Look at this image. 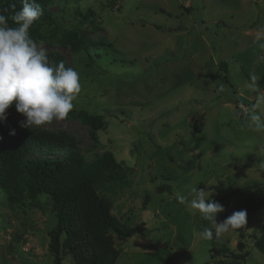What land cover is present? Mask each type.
I'll use <instances>...</instances> for the list:
<instances>
[{
	"label": "rangeland",
	"instance_id": "obj_1",
	"mask_svg": "<svg viewBox=\"0 0 264 264\" xmlns=\"http://www.w3.org/2000/svg\"><path fill=\"white\" fill-rule=\"evenodd\" d=\"M78 6L96 19L81 23ZM59 8L53 22L40 25L37 47L78 71L72 111L101 114L105 126L95 140L69 114L30 128L70 137L86 161L110 151L131 167L125 185L97 187L120 222L145 225L130 237L112 235L120 250L115 264H212L210 254L218 259L226 251L243 254L242 264H264L248 237L264 225V206L250 216L239 252L235 229L203 239V229L214 226L176 199L203 188L223 205L216 217L223 222L239 197L264 184V130H250L244 117L256 99L250 78L264 74V38L257 39L264 37V0H56L49 7ZM76 27L86 31L92 53L107 56L91 61L63 45L62 34ZM6 111V124L25 119ZM195 121L201 129L193 134ZM47 201L40 194L9 204L0 189V264H53L47 245L55 217Z\"/></svg>",
	"mask_w": 264,
	"mask_h": 264
},
{
	"label": "trees",
	"instance_id": "obj_2",
	"mask_svg": "<svg viewBox=\"0 0 264 264\" xmlns=\"http://www.w3.org/2000/svg\"><path fill=\"white\" fill-rule=\"evenodd\" d=\"M54 1L56 0H36L43 10V15L29 29V34L36 43L44 39L40 25L53 22L57 12L61 10L49 9ZM62 1L65 3L68 0ZM22 7V0H0V14L8 18L10 27L17 26L12 16ZM76 15L81 23H90L97 17L90 9L82 13L79 6ZM61 40L72 51L84 50L91 61L96 57L100 59L107 56L106 50H98V54L91 52L86 31L79 27L66 30ZM47 56L52 63L63 61L57 55ZM115 60L117 58H113ZM218 67L223 73L226 72L225 63L220 62ZM223 78L226 80L225 74ZM258 83L260 86L264 85V74ZM9 109L16 111L14 104ZM69 115L88 126V135L92 140L96 139V132L105 126L101 114L81 109L76 113L71 111ZM239 115L236 112V116ZM12 128L16 129L15 135L9 134ZM200 129L201 125L195 121L192 133H198ZM131 173V167L117 161L110 151H103L93 160L86 161L74 141L66 135L49 130L22 128L19 121L0 123V189L5 192L9 204L18 203L24 198L34 201L40 194L46 196L55 217V223L48 232L47 245L53 264H64V256H69L72 264H115L120 250L113 245L112 235L126 238L145 231L144 223L130 226L120 222L111 212L110 201L97 192V187L106 182L125 185ZM168 189L159 188L160 191H169ZM262 206L264 184L257 185L250 193L239 197L234 202L233 212L246 210L248 223L250 216ZM247 223L235 229L239 252L245 247ZM248 237L253 240L254 247L264 253V225L257 234ZM212 251L217 255L220 249ZM213 255L210 254L212 264H242L244 260L243 254L229 251L218 259H214ZM165 264L178 263L167 258Z\"/></svg>",
	"mask_w": 264,
	"mask_h": 264
},
{
	"label": "clouds",
	"instance_id": "obj_3",
	"mask_svg": "<svg viewBox=\"0 0 264 264\" xmlns=\"http://www.w3.org/2000/svg\"><path fill=\"white\" fill-rule=\"evenodd\" d=\"M23 7L15 11L12 20L17 25L10 27L8 18L0 14V123L7 119V109L14 104L18 113L25 117L20 127L40 126L54 120H64L74 108V101L81 91L80 75L63 61L52 63L46 52L38 49L29 34L30 27L40 19L43 10L36 0H22ZM264 37H257L261 39ZM253 75L247 87L256 93L255 102L244 114L250 130H264V89ZM10 135L16 134L12 128ZM212 193L193 187L187 195L178 194L177 201L189 211H198L211 225L205 227L202 237L219 238L230 229L247 223L246 210L234 211L223 222H217V213L224 211L223 205L210 200Z\"/></svg>",
	"mask_w": 264,
	"mask_h": 264
}]
</instances>
